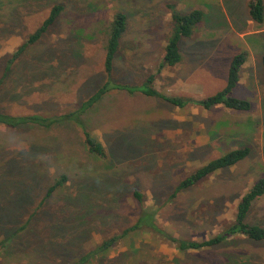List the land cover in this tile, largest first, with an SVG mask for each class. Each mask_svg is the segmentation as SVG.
Wrapping results in <instances>:
<instances>
[{
  "label": "rangeland",
  "instance_id": "1",
  "mask_svg": "<svg viewBox=\"0 0 264 264\" xmlns=\"http://www.w3.org/2000/svg\"><path fill=\"white\" fill-rule=\"evenodd\" d=\"M250 1L0 0V113L79 111L107 80L106 44L117 13L128 25L113 78L143 84L158 72L172 34L169 5L206 17L182 40V62L157 73L155 89L170 97L213 96L226 87L232 57L245 52L234 95L252 104L248 112L180 109L113 90L80 116L84 127L71 120L51 128L0 126V264H73L103 240L122 236L145 210L162 233H130L93 264H264V242L244 236L185 253L172 242L221 233L264 176V70L246 49L258 29ZM56 6L62 7L56 22L8 69ZM85 131L103 145L105 159L90 153ZM241 147L251 149L248 159L172 197L205 163ZM61 176L65 184L48 196ZM247 222L264 227V197L253 203Z\"/></svg>",
  "mask_w": 264,
  "mask_h": 264
},
{
  "label": "trees",
  "instance_id": "2",
  "mask_svg": "<svg viewBox=\"0 0 264 264\" xmlns=\"http://www.w3.org/2000/svg\"><path fill=\"white\" fill-rule=\"evenodd\" d=\"M168 8L172 14L173 30L167 41L164 56L157 73H160L163 68L175 67L182 62L183 56L180 48L182 40L192 37L195 30L206 17L201 10L181 13L174 5H169ZM248 8L250 18L256 23H262L264 20V1L251 0L248 3ZM61 11L62 7L60 6H56L52 9L49 17L44 21L42 26L29 37L23 46H21V48L9 60L8 69L10 68V65L15 62L30 45L37 43L43 37V35L56 22ZM127 25L126 15L123 13H117L111 24L106 44L104 68L107 80L99 88V90L87 102H85L79 111L59 117H44L40 115L13 116L10 114L0 113V126L11 129H17L28 125L51 128L61 121L71 120L80 127H84L83 122L80 120V116L113 90L126 91L130 94L138 93L151 98H159L180 109H184L189 106L199 107L204 110H211L217 106H222L226 109L237 112H248L252 109V104L249 100L240 99L233 95V92L240 80L242 67L247 62V54L245 52L235 55L230 61L226 87L215 95L203 99L197 100L184 97H170L160 93L154 87L157 73L150 75L146 81L139 86L116 83L113 78L114 66L117 55L120 51L121 41L127 32ZM84 139L90 153L102 159L107 157L103 145L90 132H84ZM250 154L251 149L249 147H241L239 149L228 151L222 156L205 163L202 167L180 183L172 197L174 198L178 193L198 185L200 182L213 175L238 165L248 159ZM66 180V176H61V178L49 189L48 196L53 194L58 188L62 187ZM262 197H264V176L260 178L242 197L236 209L234 222L221 233L203 242L176 238L172 239V242L175 243L177 250L181 253H185L189 250L214 248L227 242L228 239L238 236H244L255 242H264V227L251 225L247 222V217L253 203ZM135 198H137L138 201H142L143 195L140 192H136ZM24 229L25 227L21 228L20 231ZM142 230L162 233L156 223L155 215L150 210H145L137 223L127 229L122 236H116L103 240L99 245L89 251L85 256L79 258L73 264H93L96 259L108 254L114 246L117 245L120 238L130 235V233H136ZM16 235L17 233L14 234V236ZM14 236L7 238L6 241H11L10 239Z\"/></svg>",
  "mask_w": 264,
  "mask_h": 264
},
{
  "label": "crops",
  "instance_id": "3",
  "mask_svg": "<svg viewBox=\"0 0 264 264\" xmlns=\"http://www.w3.org/2000/svg\"><path fill=\"white\" fill-rule=\"evenodd\" d=\"M253 22L254 21H252V23ZM256 25H258V29L254 32V34H252V35H254V37L251 39L252 43L251 44H248V43L246 44V49H247L248 53L251 55L250 58L253 59V60H256L255 58H257L259 60L260 64L262 65L263 70H264V67H263V59H264V20H263L262 23H257ZM250 35L251 34H248L247 36L251 37ZM240 53H242V52H240ZM240 53H237V54H240ZM237 54H235V55H237ZM247 61H248V59H247ZM246 64H247V62L243 65L242 69L244 67H246ZM238 84H239V82H238ZM237 87H238V85H237ZM233 95H234V92H233ZM235 97H238L240 99H244V98H241L239 96H235Z\"/></svg>",
  "mask_w": 264,
  "mask_h": 264
}]
</instances>
